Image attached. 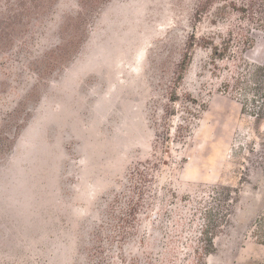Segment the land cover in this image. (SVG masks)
Segmentation results:
<instances>
[{
    "label": "rangeland",
    "instance_id": "obj_1",
    "mask_svg": "<svg viewBox=\"0 0 264 264\" xmlns=\"http://www.w3.org/2000/svg\"><path fill=\"white\" fill-rule=\"evenodd\" d=\"M243 3L0 0V264L264 263V159L234 154L264 119L224 87L237 45L264 65ZM222 183L240 202L207 253Z\"/></svg>",
    "mask_w": 264,
    "mask_h": 264
},
{
    "label": "trees",
    "instance_id": "obj_2",
    "mask_svg": "<svg viewBox=\"0 0 264 264\" xmlns=\"http://www.w3.org/2000/svg\"><path fill=\"white\" fill-rule=\"evenodd\" d=\"M241 11L248 14L247 20L249 22L259 25L261 29L264 30V0H246V3L241 5ZM245 32H248V28L245 26H239L240 35L245 37V40L239 42L246 47L247 45H250V42L248 40L249 37L244 34ZM231 36L233 37V35ZM233 40L234 38H231L226 51L230 50ZM240 48L241 47L237 45L236 51L233 50L232 52L231 60L233 61L234 70H229V78L224 84V87L228 92L232 90L240 95V97L246 102H249V104L246 106L250 107L248 111H253L250 112L252 117L257 120H263L264 65H249L244 63L237 51V49ZM242 50L243 47L241 48V51ZM66 51L67 50L65 48L59 47L56 50H52L48 56H53V58H61ZM251 104L254 107L250 106ZM245 132L247 135H244V138L238 144H236L237 146L234 152L236 157L242 158L243 161L248 160V157L251 154L259 151L262 153L260 159H264V141L260 143L255 142L251 148H246L248 142L252 140V136L255 138H259V136H257V134L254 132L249 134L248 130ZM245 132L243 134H245ZM203 193L204 195H208V198L204 199V203L208 205L205 209V228L202 231L200 230V234L204 236L201 240H204L207 244L202 246L201 249L206 250L207 253H211L210 251L214 247V240L217 237V234L214 238H211L210 235L217 233L218 229L225 227V225L230 222L234 208L236 209L237 204L240 202V200H237V195L240 193V191L231 186L225 185V183H222L220 185L213 186L211 190L208 192L204 191ZM204 195H201L200 197ZM207 199H211V201ZM230 211H232V213ZM251 226V233L260 243L264 244V204L257 215L252 219ZM195 252L197 253L198 251Z\"/></svg>",
    "mask_w": 264,
    "mask_h": 264
}]
</instances>
